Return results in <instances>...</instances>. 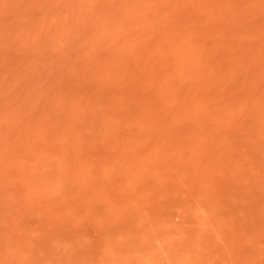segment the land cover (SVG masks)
<instances>
[{"label": "rangeland", "instance_id": "rangeland-1", "mask_svg": "<svg viewBox=\"0 0 264 264\" xmlns=\"http://www.w3.org/2000/svg\"><path fill=\"white\" fill-rule=\"evenodd\" d=\"M0 264H264V0H0Z\"/></svg>", "mask_w": 264, "mask_h": 264}]
</instances>
